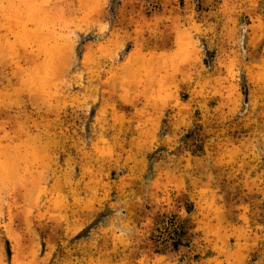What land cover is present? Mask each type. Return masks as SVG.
<instances>
[{"label":"rangeland","instance_id":"374dc122","mask_svg":"<svg viewBox=\"0 0 264 264\" xmlns=\"http://www.w3.org/2000/svg\"><path fill=\"white\" fill-rule=\"evenodd\" d=\"M209 1L0 0V264H264V0Z\"/></svg>","mask_w":264,"mask_h":264},{"label":"crops","instance_id":"0c3cea01","mask_svg":"<svg viewBox=\"0 0 264 264\" xmlns=\"http://www.w3.org/2000/svg\"><path fill=\"white\" fill-rule=\"evenodd\" d=\"M202 1H203V3H206L207 1L208 2L206 4H204V7L201 11V13H202L201 18H199V19L196 18V19L198 20V23L201 25V28L203 29V32L201 31L202 33L200 35L204 36L205 31L208 27H210V28L212 26L222 27L223 22L222 21L218 22L220 19L216 17V13L218 14L217 11H219L217 6L212 5L209 0H201V2ZM205 14H207V16H204ZM208 14H214V19L210 18V16ZM214 29H216V28H214ZM205 36L208 38H204V39H208V40H204V42L212 41V37H214L212 34L205 35Z\"/></svg>","mask_w":264,"mask_h":264}]
</instances>
